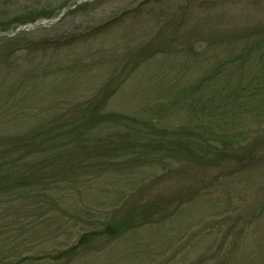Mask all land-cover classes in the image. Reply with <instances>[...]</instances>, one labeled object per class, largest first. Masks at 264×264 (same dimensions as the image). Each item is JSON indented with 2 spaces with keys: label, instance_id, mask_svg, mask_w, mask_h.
<instances>
[{
  "label": "rangeland",
  "instance_id": "obj_1",
  "mask_svg": "<svg viewBox=\"0 0 264 264\" xmlns=\"http://www.w3.org/2000/svg\"><path fill=\"white\" fill-rule=\"evenodd\" d=\"M0 1L2 17L51 14L78 0ZM20 27L0 30V159L9 157L5 139L34 145L43 128L67 134L65 125L106 96L100 119L120 121L66 135L64 142L87 143L54 161L23 150L26 172L46 178L54 199L30 190L0 195V264H264V122L247 118L230 133L244 156L253 154L238 172L222 162L144 163L138 146L124 143L129 119H152L170 135L195 125L177 96L246 44H264V0H94L52 26L3 36ZM51 40L59 49L42 43ZM127 217L134 227L123 235L60 258L82 235Z\"/></svg>",
  "mask_w": 264,
  "mask_h": 264
},
{
  "label": "trees",
  "instance_id": "obj_2",
  "mask_svg": "<svg viewBox=\"0 0 264 264\" xmlns=\"http://www.w3.org/2000/svg\"><path fill=\"white\" fill-rule=\"evenodd\" d=\"M71 3L72 1H65L59 8H53V12L51 9V14L39 15L28 10L21 16H2L0 17V30L6 32L10 31L11 28L14 30L18 26H24L43 18L52 19L53 16L58 15L59 10L62 11ZM249 37L247 35L242 39L247 40ZM56 41H42V43L45 47L50 44L47 48L59 49L60 44ZM29 47L32 49L37 48L33 44H30ZM260 49H262V53L258 61L252 63L253 52ZM18 50L17 48L13 49L10 57H13ZM263 50L264 44L260 46L259 42L254 43V45L246 44L241 49V55L239 53L235 56H229L227 60L217 63L198 82L187 87L177 96L176 101L182 102L183 107L189 113L191 123L195 124L194 126L177 129L175 135H170L165 128L159 127V124L152 119H138V121L129 119L124 124L128 130L124 143L128 145V148L138 146V161H146L144 163H152L156 158L157 161L165 162L167 165V160H169L168 162H181L186 159L188 162L199 163L202 166L218 164V162L229 163L234 165L235 168L231 172L240 171L245 167L243 159H252L253 154H250L251 151L248 150V155L244 156L242 151L246 152L247 148L242 145L241 141L234 142L235 140L230 133L234 126L247 118L257 121L258 124L264 122ZM247 65L254 67L253 70H247ZM108 99L109 97L106 96L104 99L96 100L93 106L90 107L92 109L88 111V108L79 121H72L70 124L65 125L64 128H70L67 134L65 132L58 133L49 128L50 131H47V128H43L39 133L42 137L41 142L34 145L33 143L27 144L28 139L32 138L5 139L4 147L9 157L0 159V195L9 193L18 196L30 190L40 191L45 195L46 200L52 199V194L44 192V188L48 184L46 178L33 174V170L26 172L25 167L29 163L24 161L29 159L27 156L22 155L23 150L26 147L33 146L41 153L49 154L54 161L56 159L54 157L67 154L71 144L84 148L87 137L78 136L74 143L64 142V138L66 135L70 136L72 133H76L81 127H89L88 125H94L95 123H119V118L118 121H114L111 120L110 116L100 119L101 108L105 106ZM239 135L243 136V132H240ZM123 136L121 135V138ZM33 138L34 142H37L39 136H33ZM54 140H63V142L56 143V141L53 143ZM161 153L163 156L158 157ZM208 156L213 158L210 160ZM63 181L65 179L61 182ZM132 222V218L127 217L121 225L109 224L104 231L88 232L82 235L73 248L60 255V258L68 261L74 259L82 250L96 242L101 236L115 238L123 235L134 227Z\"/></svg>",
  "mask_w": 264,
  "mask_h": 264
},
{
  "label": "water",
  "instance_id": "obj_3",
  "mask_svg": "<svg viewBox=\"0 0 264 264\" xmlns=\"http://www.w3.org/2000/svg\"><path fill=\"white\" fill-rule=\"evenodd\" d=\"M88 1H92V0H78L74 5L66 7L56 19L43 20V21H39L36 24L26 25V26L20 27L18 30H16L13 33L3 34V36H5V37H13L17 33H21L23 31H33V30H35L37 28H40V27H48V26L54 25L55 23L60 21L66 15V13L68 11L75 9L79 5L84 4V3L88 2Z\"/></svg>",
  "mask_w": 264,
  "mask_h": 264
},
{
  "label": "bare ground",
  "instance_id": "obj_4",
  "mask_svg": "<svg viewBox=\"0 0 264 264\" xmlns=\"http://www.w3.org/2000/svg\"><path fill=\"white\" fill-rule=\"evenodd\" d=\"M46 20V19H45ZM59 22V21H58Z\"/></svg>",
  "mask_w": 264,
  "mask_h": 264
}]
</instances>
